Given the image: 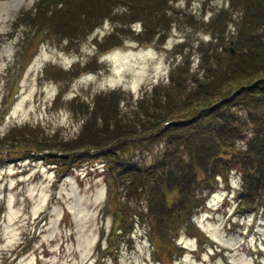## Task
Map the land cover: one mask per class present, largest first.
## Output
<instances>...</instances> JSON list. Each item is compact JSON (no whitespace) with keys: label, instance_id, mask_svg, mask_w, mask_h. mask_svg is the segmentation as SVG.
Masks as SVG:
<instances>
[{"label":"rangeland","instance_id":"obj_1","mask_svg":"<svg viewBox=\"0 0 264 264\" xmlns=\"http://www.w3.org/2000/svg\"><path fill=\"white\" fill-rule=\"evenodd\" d=\"M33 1L0 0V134L12 125H34L28 132L36 138H28L26 145L35 148L64 147V141H75L80 134L93 138L91 123L82 127L87 124L85 117L91 121L86 110L93 108V98L102 91L121 90L118 107L124 111L143 92L146 98H154L150 92L156 83L169 97L179 93L176 87H167L175 86L168 83L170 65L182 54L192 72L198 58L193 46L208 39L210 19L225 23L227 33L240 13L229 0H134L123 6L117 1L116 10L134 9L127 13V22L114 24L118 19L112 21L99 13L97 24L78 36L73 16L82 7L77 3L91 0H68L66 7L71 11L64 9L66 16L55 27L61 37L40 25L25 45L24 33L28 37L31 31L26 34L27 22L14 18L32 11ZM147 5H153L164 19L150 25L157 20L151 18L142 28L141 19L146 17L137 8ZM64 27L73 39L64 36ZM119 126L126 128L129 121H120ZM103 130L95 135L111 132ZM124 139L130 141L119 137L118 145L132 144ZM16 144L20 143L7 145L14 149ZM132 146L125 151L135 158ZM144 153L148 162V150ZM97 161L87 158L64 167L62 162L29 156L0 162V264H92L95 258L98 264H264V196L254 201L256 211L251 206L240 208L234 195L240 183L233 173L231 178L229 173L225 179L218 178L210 191L201 188L202 195L208 192L207 198L178 227L170 256L157 253L159 260L151 259V245L138 222L112 255L104 245L112 225L109 209L114 205ZM224 208L231 212L229 216ZM230 216L239 220L237 224H231Z\"/></svg>","mask_w":264,"mask_h":264},{"label":"trees","instance_id":"obj_2","mask_svg":"<svg viewBox=\"0 0 264 264\" xmlns=\"http://www.w3.org/2000/svg\"><path fill=\"white\" fill-rule=\"evenodd\" d=\"M67 1L37 0L32 11L19 13L16 21L25 20L26 34L31 31L27 38L24 33L25 45L40 25L48 27L49 34L61 37V33L55 31L56 23L66 16L64 9L71 11L66 7ZM117 1H121L122 6L134 2L91 0L88 4L85 1L77 3L82 8L72 10L76 11L73 17L77 29L74 30L78 36L97 24L99 13L112 21L118 19L114 24L127 22V13H134V9L127 13L125 9L116 10L113 5ZM229 3L240 10L232 19L231 32H224L225 23L218 24L219 19H210L208 39L193 46L198 57L194 70L188 71L189 60L182 54L179 61L170 65L168 83L175 86L167 87L171 90L176 87L179 93L169 97L156 83L150 92L154 98H146L143 92L144 95L129 103L125 111L118 107L123 98L121 90L97 93L93 108L86 110L91 121L85 117L87 124L82 127L85 129L91 123L93 138L84 139L80 134L75 141H64V147L28 146V138H36L28 131L36 126L12 125L0 134V161L4 155L41 154L64 163L65 167L87 158H101L106 190L112 193L114 205L109 209L112 225L104 246L117 250L134 222H138L152 247L150 256L156 260L161 253L170 256L176 247L175 232L200 204L204 196L201 188L210 190L218 177H225L229 168L240 171L244 189L242 200L248 204L256 201L264 191V0H229ZM152 6L137 8L147 19H141L142 28L147 27L146 22L150 23L151 18L157 20L150 25L164 19ZM223 14L228 21V15ZM69 30L64 27L63 31L70 40L73 34ZM177 102L174 108L169 107ZM125 113H131L126 120L123 119ZM120 121H129V126L122 129ZM109 128L118 133L95 135ZM119 137H129L130 141L124 139L122 142H132L133 146L118 145ZM13 141L20 144L11 149L7 144ZM130 146L134 147L135 158L127 156L125 149ZM145 150L149 152L148 162H144ZM105 207L108 209V201Z\"/></svg>","mask_w":264,"mask_h":264}]
</instances>
